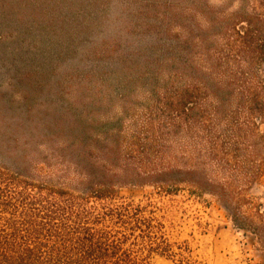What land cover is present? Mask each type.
<instances>
[{
	"label": "rangeland",
	"instance_id": "obj_1",
	"mask_svg": "<svg viewBox=\"0 0 264 264\" xmlns=\"http://www.w3.org/2000/svg\"><path fill=\"white\" fill-rule=\"evenodd\" d=\"M259 1L0 0V166L75 193L89 175L129 181L163 168L204 167L223 183L230 169L209 166L208 147L239 134L217 99L240 71L264 77L251 59L257 38L238 36L246 17L263 14ZM234 177L264 209V183ZM120 203L161 224L171 253H151L150 264H264L216 195L119 185L114 200L93 201Z\"/></svg>",
	"mask_w": 264,
	"mask_h": 264
},
{
	"label": "trees",
	"instance_id": "obj_2",
	"mask_svg": "<svg viewBox=\"0 0 264 264\" xmlns=\"http://www.w3.org/2000/svg\"><path fill=\"white\" fill-rule=\"evenodd\" d=\"M259 3L264 10V0ZM244 20L250 28L239 27L243 30L238 36L241 40L244 35L257 38L251 59L264 63V37L260 39L264 33V12ZM238 76L235 82L226 84L216 108L224 122L231 119V128L239 134L238 142L220 145L219 138L213 136L208 147L209 166L230 169L231 175L223 183L209 178L204 167L163 168L129 181L89 175L84 179V188L75 193L39 177H29L23 171L0 166V264H150L151 253L169 255L161 224L152 216L142 217L140 205H93L94 200H114L119 185H152L169 193L185 184L192 193L216 195L235 226L250 232L264 251V209L242 195L241 189L235 187L234 177L237 172L245 184L264 183V135L257 132V125L264 121V77L243 71ZM231 91L236 94L234 112L227 109ZM245 131L254 138L248 148L239 142Z\"/></svg>",
	"mask_w": 264,
	"mask_h": 264
}]
</instances>
